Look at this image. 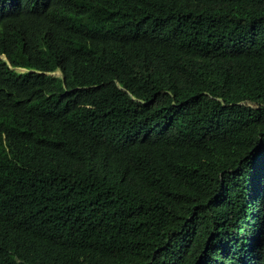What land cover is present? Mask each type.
I'll use <instances>...</instances> for the list:
<instances>
[{
  "label": "trees",
  "instance_id": "16d2710c",
  "mask_svg": "<svg viewBox=\"0 0 264 264\" xmlns=\"http://www.w3.org/2000/svg\"><path fill=\"white\" fill-rule=\"evenodd\" d=\"M0 264H264V0H0Z\"/></svg>",
  "mask_w": 264,
  "mask_h": 264
}]
</instances>
